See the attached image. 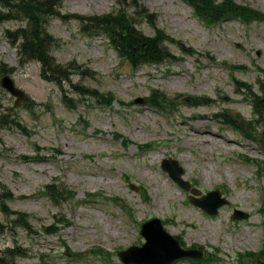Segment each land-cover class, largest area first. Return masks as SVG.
<instances>
[{
	"label": "rangeland",
	"instance_id": "rangeland-1",
	"mask_svg": "<svg viewBox=\"0 0 264 264\" xmlns=\"http://www.w3.org/2000/svg\"><path fill=\"white\" fill-rule=\"evenodd\" d=\"M115 1L64 0L63 13L88 15L107 12L114 7ZM142 1L158 13L160 28L174 38L181 39L186 46L200 51L201 54L185 58V61L191 64L194 60L209 66L206 72L197 70L190 78L185 77L182 89L170 87L169 82L161 85L155 78L139 73L129 75L127 68H119L115 53L106 42L97 36L81 35L78 22L72 18L66 21L49 19L47 31L59 41L52 55L60 63L74 60L87 67L92 71V78L84 80V76H80L79 83L99 92H112L117 100L132 101L137 97H146L155 89L153 86L159 85L161 88L158 89L166 94L181 90L196 93L193 95L208 96L209 105L194 108L179 104L171 111H166L172 122L161 121L156 112L161 110L159 107L140 108L142 106L135 104L131 107L120 106L115 102L111 107L113 112L106 108H94V101H85V105L72 108L63 101L55 85L39 78L36 63L18 67L14 74L16 85L24 89L38 105L32 112L25 105L13 106L10 97L0 89V109L5 108L6 112L13 115L9 116L10 119H16L27 129V133L8 125L0 129V184L7 186L13 194L9 207L14 211L29 213L31 225L37 232L29 236L19 228L0 232V250L13 245L26 248L29 258L17 259L21 264H41L35 257L43 250H57L61 244L58 238L68 242L72 251H91V256L87 259L85 255L78 264H119L114 256L109 259L98 256L100 249L110 253L132 243H141L143 239L139 235L137 222L147 217L167 219L168 215L185 218V210L199 219L196 222L197 228L184 227L180 223L165 227L171 234L180 236L183 242L203 241L204 238L206 244H213V247H219L221 253L229 254L227 259L224 257L221 262L210 264H233L235 253L254 250L259 245L262 230L255 225L259 220L258 214L253 216L251 223L236 226L226 222L225 212L217 219L207 220L197 211L178 204L180 196L168 184L166 176L153 166L158 158L152 160L151 156L156 152L134 158L117 157L115 151L120 149L118 143L89 137L87 133L100 129L104 135L109 136L113 131H120L139 142L153 141L163 151L172 152L185 167L187 178L198 180L196 183L203 191L219 187L229 190L226 195L231 203L237 200L243 202L244 209L254 205L246 196L255 197L259 205L257 194L259 189L264 193V175L255 180L250 176L253 174L251 167L226 163L225 159L235 148L234 141L226 143L209 134L215 132L211 115L216 111L228 108L232 113L249 116V110L242 101H231L238 98L233 86L229 84L230 76L221 67L217 70L209 55L217 61L243 64L257 62L264 66V24L253 22L242 26L227 20L220 25L206 26L192 16L190 8L182 0ZM235 1L264 11V0ZM19 23L18 20L0 23V62L9 66L16 65L17 54L9 47L6 31L15 29L21 25ZM137 26L146 33L152 32L150 24L144 20L138 19ZM236 42L242 43L243 47L237 48ZM171 48L176 49L174 45ZM257 50L261 52L256 58ZM207 53L201 58V55ZM182 61L180 56L172 60L178 64ZM172 65L165 63L162 67L171 68ZM254 75L250 70L237 73L236 77L252 81ZM64 86L68 87L66 84ZM68 95L74 97L72 93ZM179 114L184 119L178 117ZM202 114H206V118ZM83 119L89 125L87 128L82 127ZM83 128L85 133L81 132ZM224 130L231 137L229 130ZM39 149V156L51 158L35 163L21 162V155H35ZM58 151H62V154H58ZM90 155L93 158H89ZM250 155H257L254 147ZM205 170L210 171L208 176L204 175ZM124 173H128L143 192L127 191L121 176ZM57 178L76 192L77 202L64 203L61 207V214L71 226L58 234L49 235L39 225L52 224L60 208L53 206L46 197L38 196L36 191L40 188L42 190L45 184ZM95 190L107 196L117 195L124 200L122 204L128 207V211L124 207L120 208L122 211L112 210L104 201L96 204L91 202L92 199H83L84 194ZM0 219H3L1 214ZM50 264L65 263L56 259Z\"/></svg>",
	"mask_w": 264,
	"mask_h": 264
},
{
	"label": "trees",
	"instance_id": "trees-1",
	"mask_svg": "<svg viewBox=\"0 0 264 264\" xmlns=\"http://www.w3.org/2000/svg\"><path fill=\"white\" fill-rule=\"evenodd\" d=\"M54 2L55 0H0V6L7 8L5 12L0 13L1 16L4 15V18L17 16L29 20L27 32L20 34L23 38L22 51L28 53L27 56L30 58L41 62V75L47 80L57 79L58 75L65 70L59 66H54L48 58V50L52 38L41 30L38 22L39 15L45 12V14H49L53 11ZM190 2L191 4L195 3V0H190ZM231 2L227 1L225 5L228 9L235 10ZM133 3L137 6L136 1L132 0ZM243 10L245 12L251 11L247 8ZM142 12H147V10L143 9ZM85 20H87V26L105 28L110 36L112 45L115 46L122 56H126L132 61L145 60L144 54L155 55L156 49L159 51L154 40L138 36L139 34L132 28H125L127 24L124 21L129 20V16L122 8L108 15L86 17ZM14 40L15 38H13Z\"/></svg>",
	"mask_w": 264,
	"mask_h": 264
},
{
	"label": "water",
	"instance_id": "water-1",
	"mask_svg": "<svg viewBox=\"0 0 264 264\" xmlns=\"http://www.w3.org/2000/svg\"><path fill=\"white\" fill-rule=\"evenodd\" d=\"M5 85H6V87L11 91V92H15L14 90H13V88L9 85V83L7 82V83H5Z\"/></svg>",
	"mask_w": 264,
	"mask_h": 264
}]
</instances>
